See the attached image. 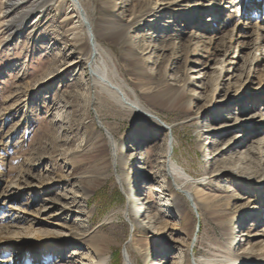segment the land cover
<instances>
[{
  "label": "rangeland",
  "instance_id": "rangeland-1",
  "mask_svg": "<svg viewBox=\"0 0 264 264\" xmlns=\"http://www.w3.org/2000/svg\"><path fill=\"white\" fill-rule=\"evenodd\" d=\"M5 1L0 264L16 262L25 241L53 235L82 238L63 255L73 259L93 256L98 242L113 264H122L124 253L133 264L214 256L264 264V162L257 157L264 144L255 146L264 140V0H237L235 9L232 0H150L166 7L158 23L190 16L196 27L182 30L134 26L146 0H83L128 95L155 116L127 111L90 83L81 59L87 31L81 41L70 36L68 6L61 11L58 0H26L5 14ZM100 23L108 37L97 34ZM248 119L254 120L245 125ZM166 123L174 159L195 179L188 185L193 204L164 171ZM148 200L155 216L149 225L139 216L143 227L134 228L120 215ZM221 212L237 214L231 253L219 247Z\"/></svg>",
  "mask_w": 264,
  "mask_h": 264
},
{
  "label": "bare ground",
  "instance_id": "bare-ground-1",
  "mask_svg": "<svg viewBox=\"0 0 264 264\" xmlns=\"http://www.w3.org/2000/svg\"><path fill=\"white\" fill-rule=\"evenodd\" d=\"M236 1L237 0H232L233 5L231 8L235 9L236 6L240 5V4H235ZM24 2H26V0H6L4 2L5 14L11 13L15 5L20 4V3L22 4ZM143 3L144 4L141 7V10L135 16V20L133 21L134 22L133 25L136 26L137 28L144 27V26H150L152 28H159L161 30H172V29L182 30V29L192 28V27L194 29L196 27L195 24L190 20V16H185V15L175 16L174 20L171 22H168L167 20H163L161 23H158L159 16L166 10V7H163L162 4H156L155 6H152V1L150 0H146ZM66 6L68 7H67V12L65 13L66 16L64 19L66 20V23H69L68 25H71V27L68 29L70 32V36H72L74 40L79 39L81 41L83 39V37L81 39V34L83 33L82 32L83 27H85L87 31L85 38L88 39V42L82 51L81 59L83 60L84 64L88 68L89 77L91 79L90 83L92 82L94 85H96L101 90L106 92L109 96H111L115 100V102L118 105H120L122 108L126 109L127 111L129 110L132 113H137L140 115H142L143 113H147L153 116L154 114L150 110L146 109L137 100L135 101L132 100V98L128 95L127 93L128 89L124 87L123 80L120 78V74L117 68L115 67V63L113 62L112 57L109 55L108 51L106 50L107 48L105 49V47H103L101 43L98 42L97 35L95 33L93 24L91 23V20H90L89 11L87 10L86 7H84L83 0H58L57 1V7L61 11H64ZM96 29H97V34L102 35L103 34L102 31L105 30V26L102 23H100L97 25ZM104 34L105 35H102V36H107L106 32ZM263 41H264V37L262 39V42ZM240 45L245 46L243 43H241ZM202 64L207 65L208 62L202 63ZM248 120L249 121L244 123L245 125H247L248 122L254 119H248ZM156 124L158 128H164V126L160 122H157ZM166 126L169 129L168 138H169V135L171 136V138L169 139L170 141L168 140V151H167V156L165 158L164 171L166 175L173 180V184L175 186L176 191L185 195L186 198H188V200L191 202V204H193L191 192H190L188 185L195 184L196 183L195 179H193L190 175H188L186 171L174 159L173 132H172V128L170 125L166 123ZM253 127L255 126L253 125L248 126L245 132H249L248 130L252 129ZM252 138L253 137H249L247 140H250ZM228 142L229 141H227L224 144L225 147L223 148V150H226L228 146L231 144ZM251 142L252 141H249L244 146L245 147L244 151L246 152L245 154L249 155L248 159H250V156L254 155L251 149L248 150L250 146L249 144H251ZM263 144H264V140H261V141L257 140L255 146L260 150L263 147ZM218 153H220V151ZM259 153L257 157L259 158L260 162H264V150L262 151L261 155H259ZM262 184L264 185V182H262ZM40 194L35 195L31 203H33L34 200H36V198ZM151 203H152L151 200L145 201L143 202V204L139 205L137 208L134 207L135 209L130 207L129 209L127 208V210H123L120 213V215L121 216L123 215L129 222H131L134 228L143 227L142 225L141 226L138 224L136 225V222L138 221L139 216L143 217V221L146 222L145 225H149L150 221L155 217L153 210L151 209ZM145 204H150V206L146 207ZM220 214H218L219 218L221 219L219 221V226L221 230L223 231V236L225 237V240L222 243V245H219V247L222 251L231 253L233 251V248L236 246L235 240L231 239V235H232L231 220L237 217V214L234 215L233 218L231 217L230 214L226 212H221ZM242 215L246 216V213H243ZM114 217H115V214H112L107 219V221L113 220ZM244 236L249 237L246 234ZM80 239L82 238L76 237L75 235L66 236V237L53 235V236H49L48 238L41 240L39 243L32 242L31 240H27L24 242L25 248L22 249L20 253L17 255L16 262H9L8 260L6 264H11V263H14V264H113L112 253L108 252L107 250L108 247H105L103 244L100 245L98 242L93 243V247H92L93 256L89 258L83 257L80 259L77 257L78 259H73L72 256L64 257L63 255L66 253V250L72 246V242L75 240H80ZM239 242L240 240L238 241V243ZM193 244H196V243H193ZM5 249L6 248H4L3 251H5ZM7 250H9V248ZM36 250H38L40 253L36 254L34 252ZM5 256H6V253L1 252L0 260L4 259L3 257ZM60 258L62 259L65 258L66 260L69 261V263H66V262L60 263ZM238 260L239 259L231 258V256L229 257L224 256L221 258L219 256H214L213 258H204V259H199V260L196 259L195 261L190 260L189 264H234ZM162 262L163 261L160 260L157 264H163ZM122 264H133L129 253H124Z\"/></svg>",
  "mask_w": 264,
  "mask_h": 264
},
{
  "label": "water",
  "instance_id": "water-1",
  "mask_svg": "<svg viewBox=\"0 0 264 264\" xmlns=\"http://www.w3.org/2000/svg\"><path fill=\"white\" fill-rule=\"evenodd\" d=\"M98 124H99V122H98Z\"/></svg>",
  "mask_w": 264,
  "mask_h": 264
}]
</instances>
